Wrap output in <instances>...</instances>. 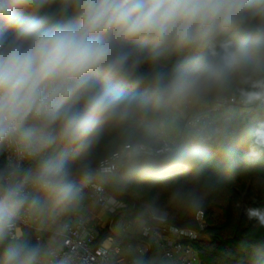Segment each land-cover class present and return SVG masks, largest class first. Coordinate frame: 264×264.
<instances>
[{
    "label": "clouds",
    "instance_id": "clouds-1",
    "mask_svg": "<svg viewBox=\"0 0 264 264\" xmlns=\"http://www.w3.org/2000/svg\"><path fill=\"white\" fill-rule=\"evenodd\" d=\"M233 102L264 105V0H0V264H41L21 220L75 210L94 179L228 155ZM239 134L264 156V116Z\"/></svg>",
    "mask_w": 264,
    "mask_h": 264
},
{
    "label": "trees",
    "instance_id": "trees-1",
    "mask_svg": "<svg viewBox=\"0 0 264 264\" xmlns=\"http://www.w3.org/2000/svg\"><path fill=\"white\" fill-rule=\"evenodd\" d=\"M185 55L187 53L173 56L169 66ZM261 116H264V105L249 108L238 116L240 127ZM118 138L116 130L106 133L95 155L97 164ZM4 158L0 155V161ZM101 182L112 197L126 205L116 215L123 220L141 219L153 223L145 207L150 204L168 213L167 224L200 230L196 215L203 211L205 228L202 237L189 242L198 253L200 264H252L258 253L264 254V226L246 215L248 208L264 209V156L251 159L247 143L239 131L228 155L210 148L206 159L196 167L182 168L162 178L129 177L121 171L101 178ZM193 196L198 200L195 206ZM23 234L37 243L32 228H24ZM107 236L108 229L101 233L97 243ZM117 240L122 241L121 237ZM128 242L136 241L135 238H126L123 244ZM43 246L48 255V248ZM152 255L144 262L145 256L138 262L130 259L129 264H158L150 262Z\"/></svg>",
    "mask_w": 264,
    "mask_h": 264
},
{
    "label": "built area",
    "instance_id": "built-area-1",
    "mask_svg": "<svg viewBox=\"0 0 264 264\" xmlns=\"http://www.w3.org/2000/svg\"><path fill=\"white\" fill-rule=\"evenodd\" d=\"M237 105H239L238 102H233L232 107ZM240 128L237 127L236 131ZM85 198H90L104 208L113 207L114 211H119L126 206L108 193L101 178L94 179L84 188L82 201ZM203 215V211H198L196 215L200 230L167 224L165 217L162 216L160 223L144 221L143 226L137 228L132 237L128 235L131 224L120 219L122 230L119 237L122 241L110 238V243L105 244V241L97 243L99 233L89 225L87 217L76 208L71 211L70 219L61 220L58 230L61 246L48 248L47 261L48 264H129L128 250H131L132 255L147 256L149 254L151 256L153 254L150 260L153 263L200 264L198 253L189 242L200 238L205 228ZM19 227L20 229L32 228L35 231L37 243L43 244V229L39 226L38 219L34 221L22 219ZM126 238H135L136 242L123 244ZM132 261L138 262V259L133 257Z\"/></svg>",
    "mask_w": 264,
    "mask_h": 264
},
{
    "label": "crops",
    "instance_id": "crops-1",
    "mask_svg": "<svg viewBox=\"0 0 264 264\" xmlns=\"http://www.w3.org/2000/svg\"><path fill=\"white\" fill-rule=\"evenodd\" d=\"M248 110H244L240 107L234 108V113L236 117L239 116V114L244 113ZM235 117L233 119V125L235 129L237 127L241 126V122H234ZM77 210L87 217V221L89 225L94 228L99 233V238L101 236V233L108 229L109 236H107L102 241H105V244L110 243V238H113L114 240H117V237L120 236L121 230H122V224L120 219L117 218L116 215L118 211H114L113 207L104 208L97 203H95L90 198H85L77 207ZM71 218V212L60 215V216H45L38 219V224L43 229L42 236H43V244L47 248L50 247H60L61 246V237L58 235L59 225L61 220H68ZM129 224H131L128 235L132 237L134 232L137 230V228L142 227L145 223L141 219H135L132 222L129 221ZM21 231L24 233V228L21 229ZM136 238V237H135ZM44 261H47V258H42L41 264H43Z\"/></svg>",
    "mask_w": 264,
    "mask_h": 264
},
{
    "label": "rangeland",
    "instance_id": "rangeland-1",
    "mask_svg": "<svg viewBox=\"0 0 264 264\" xmlns=\"http://www.w3.org/2000/svg\"><path fill=\"white\" fill-rule=\"evenodd\" d=\"M235 108H236V110H237L238 107H235ZM240 108L249 111V108H244V107H240ZM233 109H234V108H233ZM234 117H235L234 122H239V121H240V118H239V117H236V116H234ZM239 127H240V126H239ZM149 205H150V204H145V207H146L147 211L149 212V214H150L152 220H153L154 222L160 223V222H161L160 220H162V216H163V215H161V214H157V213H156V210H160V211H164V210L161 209V208H159V207L153 206V207L156 209V210L153 212V211L151 210V208L149 207ZM164 212H165V211H164ZM166 213H167V212H166ZM167 216H168V213H167ZM167 216L165 217V220H167ZM129 221L132 222L133 220H127V219H124V222H125V223H128ZM164 222H165V221H164ZM201 237H202V233H201ZM128 253H129L128 256L130 257V259H133V257H135V258H137L138 261H139L140 258L142 257V256H139V255H137V254L132 255L133 252H132L131 250H128ZM154 258H155V257H154ZM131 261H132V260H131ZM43 264H48V261H44Z\"/></svg>",
    "mask_w": 264,
    "mask_h": 264
},
{
    "label": "water",
    "instance_id": "water-1",
    "mask_svg": "<svg viewBox=\"0 0 264 264\" xmlns=\"http://www.w3.org/2000/svg\"><path fill=\"white\" fill-rule=\"evenodd\" d=\"M149 207L151 208V210H152L153 212L156 210L152 205H149ZM156 213H157V214H161V215H163L164 217L167 216V213L164 212V211L156 210ZM148 257H149V254H148L147 256H145L143 262L146 261V260L148 259Z\"/></svg>",
    "mask_w": 264,
    "mask_h": 264
}]
</instances>
